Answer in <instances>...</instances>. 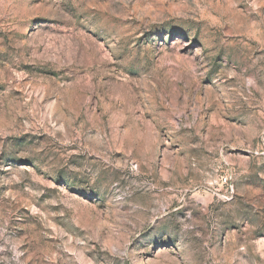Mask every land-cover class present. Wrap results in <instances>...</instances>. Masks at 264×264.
<instances>
[{
  "label": "rangeland",
  "instance_id": "obj_1",
  "mask_svg": "<svg viewBox=\"0 0 264 264\" xmlns=\"http://www.w3.org/2000/svg\"><path fill=\"white\" fill-rule=\"evenodd\" d=\"M0 264H264V0H0Z\"/></svg>",
  "mask_w": 264,
  "mask_h": 264
},
{
  "label": "built area",
  "instance_id": "obj_2",
  "mask_svg": "<svg viewBox=\"0 0 264 264\" xmlns=\"http://www.w3.org/2000/svg\"><path fill=\"white\" fill-rule=\"evenodd\" d=\"M225 181H226V179H225Z\"/></svg>",
  "mask_w": 264,
  "mask_h": 264
}]
</instances>
